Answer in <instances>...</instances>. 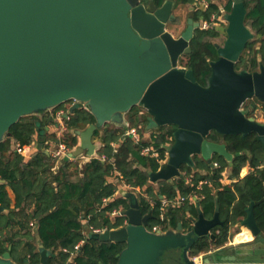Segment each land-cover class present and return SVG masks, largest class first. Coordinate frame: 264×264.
<instances>
[{
    "label": "water",
    "instance_id": "obj_1",
    "mask_svg": "<svg viewBox=\"0 0 264 264\" xmlns=\"http://www.w3.org/2000/svg\"><path fill=\"white\" fill-rule=\"evenodd\" d=\"M232 1L225 17L226 40L215 44L218 59L210 62L205 87L192 68L178 66L183 55L192 53L190 43L201 28L195 20L199 3L190 7L187 27L175 38L167 26L177 20L176 0L161 7L141 0H0V143L21 118L47 114L70 101L76 102L72 110L89 111L96 123L73 131L79 145L64 163L82 157L90 161L99 150L96 131L107 124L125 127L126 115L136 106L147 111L155 127L175 126L174 142L164 145L167 164L150 173L153 183L184 179L182 165L197 170L194 156L210 168H215V155L228 162L239 156L225 144L209 141L211 131L256 134L264 143V124L242 110L250 99L264 103V66L253 73L236 69L255 34L246 25L244 0ZM53 120L46 115L45 121ZM38 126L44 141L49 128ZM126 199L129 206L121 212L125 226L89 232L90 239L126 245L117 264H163L173 250L182 251L183 264H264V237L255 218V207L263 201L252 202L241 223L251 231L249 243L191 257L193 244L223 225L218 201L214 217L207 219L199 210L187 233L181 232V224L178 231L153 233L152 212L143 214L136 193L128 192ZM4 212L0 206V214ZM11 248L0 255V264H17ZM51 256L40 245V263L50 264Z\"/></svg>",
    "mask_w": 264,
    "mask_h": 264
},
{
    "label": "trees",
    "instance_id": "obj_2",
    "mask_svg": "<svg viewBox=\"0 0 264 264\" xmlns=\"http://www.w3.org/2000/svg\"><path fill=\"white\" fill-rule=\"evenodd\" d=\"M141 1L144 4L154 1L157 6H162L166 0ZM202 1H207L209 7L206 10L198 8L195 20L212 23L213 16L220 15V7L212 0H176L175 9L188 8ZM232 3L230 0L226 6L227 12L231 11ZM244 3L248 11L246 25L254 32L255 38L248 43L236 69L253 73L261 65L264 66V0H244ZM219 36V31L213 27H201L195 31L190 43L192 53L187 67L194 70L197 81L203 86L208 84L211 75L210 61L217 59L213 40ZM71 102L59 106L55 111L67 110L65 105ZM142 112L143 109L136 106L127 114L129 129H136L141 136L139 142L124 136L125 127L116 128L107 124L95 133V138L101 142L97 157L85 163L82 168L78 165L79 159L61 162L58 166L57 159L49 150L51 146L57 147L61 143L66 144L70 150L75 149L79 139L73 131L84 130L96 123L89 111L72 110L69 118L64 121L67 130L63 136L57 132L47 133L45 140H39V148L29 158L17 153L14 145H31L36 139L41 119L37 116L23 117L10 129L11 136H6L0 143V178L5 181L0 184V206L5 208V212L0 214V255L11 246L10 253L15 263L41 264L39 246L43 245L52 254L50 264H117V255L126 245L90 239L87 232L91 229H117L125 226V218L111 219L115 210L120 211L129 206L128 199L115 197L117 182L109 181L110 178L120 176L132 188H139L147 195V198L142 194L138 197L143 214H153L149 226L151 230L156 225H161L165 231L170 227L175 228L179 220L185 221L187 210L196 214L193 205L170 208L165 215L169 221H161L160 195L172 200L178 195L188 197L198 193L205 198L201 203L204 215L211 218L215 209L214 190H219L220 218L224 225L217 229L219 233L215 234V240L201 238L194 243L190 256L199 257L210 252L212 247L223 246L229 241L233 234L232 228L246 216L245 211L250 202L264 199V169H259L264 162V145L255 136L228 137L233 141L238 140L233 144V151H248L251 154L250 158L243 155L237 159L236 164L241 166H236L234 176H239L241 167L247 163L254 170L234 187H221L219 179L227 164L224 159H218L222 168L211 175L193 173L190 185L182 180L176 184L160 182L156 191L150 184V173L158 171L161 164L156 158L142 154V151L152 147L163 157L165 149L162 145L170 140L173 130L169 126L161 127L151 134L149 140H144L151 118ZM102 156L108 160L101 161L98 157ZM196 160L199 169L211 173L206 163L199 158ZM184 169L187 175H192L190 168ZM75 174H82L78 181H72ZM207 180L211 181V186L205 185L198 189V184ZM8 188L15 194L14 202ZM107 199L111 201L106 203ZM255 216L264 235V201L256 206ZM82 241L84 244L76 250Z\"/></svg>",
    "mask_w": 264,
    "mask_h": 264
},
{
    "label": "flooded vegetation",
    "instance_id": "obj_3",
    "mask_svg": "<svg viewBox=\"0 0 264 264\" xmlns=\"http://www.w3.org/2000/svg\"><path fill=\"white\" fill-rule=\"evenodd\" d=\"M230 1V0H229ZM149 4V3H148ZM148 4H145V5H148ZM219 6V5H218ZM158 7H161V6H158ZM200 8V7H199ZM218 19V18H217ZM218 21H219V19H218ZM215 22H212V24H214ZM201 27H202V24H201ZM211 27H213V28H215L214 26H211ZM209 29V28H208ZM188 57H189V55H187ZM182 58V57H181ZM217 59H218V54H217ZM216 59V60H217ZM180 61H181V59H180ZM210 62H212V61H210ZM210 64V63H209ZM186 68H189V67H187V65H186ZM211 68V67H210ZM259 69H260V67H259ZM258 69V70H259ZM257 70V71H258ZM239 71H241V70H239ZM247 71V70H246ZM249 72V71H248ZM255 72V71H254ZM211 73H212V70H211ZM211 76V75H210ZM210 78V77H209ZM205 87H207V86H209V80H208V84L207 85H204ZM139 107H141V106H139ZM142 109H143V115L144 114H148L147 113V111L143 108V107H141ZM242 110H244V111H246L247 112V117H254L256 120H257V122H259V123H262V124H264V121L263 122H261L259 119L260 118H263L264 119V103H262V102H260V101H258L257 99H250V100H248V101H246L244 104H243V106H242ZM149 115V114H148ZM150 117V116H149ZM165 127V126H164ZM168 127V126H167ZM169 127H171V129L173 130V135H172V137L170 138V140L168 141V142H166V143H168V144H172L173 142H174V133H175V131H176V127L175 126H169ZM159 128H161V127H154V128H152V129H147L146 130V132H148V133H150V136H151V134L153 133V132H156V131H158L159 130ZM149 136V137H150ZM238 136H240V137H242V138H247V137H251V136H255L256 137V139L258 140V141H260L263 145H264V143L261 141V140H259L258 139V136L256 135V134H251V135H249V136H246V137H244L243 135H223V134H220V133H218V132H216V131H211L210 132V134H209V136L207 137V139L209 140V141H211V142H214V143H220V144H225L226 145V147H227V149H228V151L230 152V153H232V154H234V155H239V156H236L235 157V159L232 161V162H228V161H226L224 158H222V157H219L218 155H215L214 156V158H213V161H214V163H215V168H210V166L208 165V163L206 162V161H204L202 158H201V156H194L193 157V160H194V163H195V166L197 167V170H194L192 167H189V166H187V165H182L181 166V168H180V171H181V173L183 174V176H184V179H181L180 177H176L175 179H173V181L171 182V183H169V182H167V181H159V182H167V183H169V184H176L178 181H180V180H182V181H185L186 183H188L189 185L192 183V178H193V173H196V172H199L201 175H207V174H212V173H214V172H216V171H218L219 169H221L222 168V166L220 165V162L218 161V159H224L225 160V162H226V164H227V167H226V170L222 173V175H221V178L219 179V182H220V184H221V187L223 188V187H234L235 185H238V184H240L242 181H243V178L244 177H246L248 174H250V173H252L254 170H253V168H251L250 167V165H249V163H247L246 165H244V166H242L241 168V170H240V175L239 176H234V173H233V171L236 169V166L238 165V167L239 166H241V165H239V164H236V161H237V159L238 158H240L241 156H243V155H247L248 156V158H250L251 157V154H250V152H248V151H233L232 149H233V144H234V142L236 141V142H238V140H235V141H233V139H229L228 137H238ZM164 144V145H167V144ZM164 145H162V148L164 149ZM157 153H158V157H154V158H156V160L161 164V167L162 166H165L166 164H167V161H168V156L166 155V153H167V151L165 150V153H164V155H163V157H161V154L157 151ZM148 156H150V155H148ZM200 159L201 161H203L204 163H206L207 164V166H208V168L211 170V173H209L208 171H206V170H203V169H199L198 168V166H197V160L196 159ZM160 167V168H161ZM184 167H187V168H190V170H192V175H187V172H186V170L184 169ZM244 169H247L248 170V174L247 175H245V176H242V174H243V171H244ZM259 169H261V170H263L264 169V162L261 164V166H259ZM227 172H230V174L228 173V176H229V180H230V182L229 183H225V180H224V175L227 173ZM160 185V184H159ZM205 185H208V186H211V181H209V180H207V181H201L199 184H198V189H202ZM175 186V185H174ZM176 187V186H175ZM159 188V187H158ZM139 189V188H138ZM140 190V192H134V193H136L137 194V196H139L140 194H142L143 196H145L146 198H147V195H144L143 193H142V190L141 189H139ZM215 191V209H214V214H213V216L211 217V218H208L207 216H205V218H207V219H212L213 217H214V215H215V210H216V203H217V201H218V203H219V205H220V202H219V198H218V193H219V190H214ZM129 192H132V191H129ZM139 198V197H138ZM159 199H160V202H161V209H162V214H161V221H163V222H166V221H169V219H167V217L165 216L167 213H168V211H169V209L170 208H182V207H185L186 205H193L194 206V208H195V210H196V214H194V213H192L191 211H189V210H187L186 211V214H185V221H183V220H179L178 221V223H177V226L175 227V228H172V227H170L169 229H167L166 231H168V230H175V231H178V228H179V226H180V224H181V226H182V230H181V232L182 233H187L188 232V230L191 228V226L193 225V223H192V218H198V216H199V210H202V212H203V209H202V205H201V203H202V201H203V199H205L204 198V196H202V195H199L198 193L197 194H192V195H190V196H188V197H183V196H181V195H178L175 199H168L167 198V196H164V195H160L159 196ZM164 201H166L165 203H164ZM261 201H264V199H262ZM252 202H260V201H254V200H252L251 202H250V204H249V206L247 207V209H246V216L238 223V224H236L233 228H232V233L234 234H232V236H231V238L229 239V241L226 243V244H224L223 246H220V247H212L211 248V250H210V252L213 250V249H215V250H217V249H230L231 247H234L233 245H232V243H231V240L233 239L232 237L233 236H235V232L237 231V229H238V226H239V224H241L242 223V221L247 217V210L249 209V207H250V205H251V203ZM256 208V207H255ZM121 212H122V210L120 211V214L119 215H117L116 217H122L121 216ZM220 213V212H219ZM204 214V213H203ZM123 218H125V217H123ZM255 218H256V216H255ZM221 219V218H220ZM222 221V220H221ZM223 222V221H222ZM126 223H127V219L125 218V225H126ZM186 223V224H185ZM258 224V223H257ZM223 225H224V222H223ZM223 225H221V226H223ZM149 226H150V221H149ZM221 226H217L216 228H214L213 230H211V232H210V236H208V237H203V238H207V239H209V241H213V240H215V238H216V233L218 234L219 233V231H217V229L219 228V227H221ZM259 226V225H258ZM260 228V227H259ZM149 230H150V228H149ZM261 230V229H260ZM164 229H163V227L160 225V232L159 233H164V232H166ZM262 232V231H261ZM263 234V233H262ZM212 235H214V237H212ZM263 237H264V235H263ZM201 239V238H200ZM243 244V243H242ZM245 244V243H244ZM241 245V244H240ZM240 247H242V246H240ZM210 252H208V253H210ZM208 253H206V254H208ZM199 261L200 260H197V263L199 264ZM172 263L171 264H183L182 263V261L181 260H176V259H174V258H172V261H171ZM166 264V262H164L163 261V264Z\"/></svg>",
    "mask_w": 264,
    "mask_h": 264
},
{
    "label": "crops",
    "instance_id": "obj_4",
    "mask_svg": "<svg viewBox=\"0 0 264 264\" xmlns=\"http://www.w3.org/2000/svg\"><path fill=\"white\" fill-rule=\"evenodd\" d=\"M212 2L213 3H215V4H217V2L215 1V0H212ZM230 1H228V3H229ZM228 3L225 5V6H219L220 7V15L218 16V18H219V21L217 22V23H214L212 26H214L215 27V29L217 30V31H219V33H220V35H222V34H224L225 35V28H226V26H227V24H226V20H225V17H226V14H227V11L225 10V8H226V6L228 5ZM218 5V4H217ZM199 7L200 8H202V3L201 2H199ZM203 22V21H202ZM66 108H67V110H64V109H62V110H59V111H65V112H70V111H72V104H68L67 106H66ZM58 111H55V109H53V110H51V111H49V112H47V114L48 115H51V116H53V123H48V121H45V117H46V115L47 114H43V115H41V116H37V117H39L40 119H41V123H43L42 124V127H43V129L44 128H49V130H47V131H45V133H44V137L46 136V134L47 133H54V132H57L58 133V135L59 136H63V134L65 133V130H63L62 129V126H61V123L57 120V118H56V113H57ZM126 120H127V115H126ZM261 122H263L264 121V119L263 118H260L259 119ZM64 121H65V118H64ZM63 121V122H64ZM64 124V126H65V123H63ZM115 126V125H114ZM66 127V126H65ZM116 127V126H115ZM117 128V127H116ZM132 129H134V128H132ZM150 129V128H149ZM148 129V130H149ZM127 130H129V123H128V121H127V124L125 125V131H127ZM149 136L150 135H148V132H145V135H144V140H149ZM40 138H41V135H39V133H37V135H36V139H35V141H33V144H34V146H33V149H32V152L29 154V156L27 157V158H29L30 157V155L32 154V153H34L35 151H36V149H38L39 148V140H40ZM95 140V142L97 143V145H99L100 146V140L98 139V138H95L94 139ZM53 147V148H52ZM54 150H55V145H53V146H51L50 147V150H49V153L51 152H54ZM48 152V151H47ZM61 162H63V160H60L59 162H58V166L61 164ZM88 161H86V160H83V159H79V167H83L84 166V164L85 163H87ZM57 166V167H58ZM160 169V168H159ZM228 173L230 174V172H227L223 177H224V180H225V183H229L230 182V180H229V176H228ZM248 174V170L247 169H244V171H243V174H242V176H245V175H247ZM81 175L82 174H80V175H73L72 176V181H78L79 179H80V177H81ZM119 178H117V177H114V178H110L109 179V181L110 182H113V183H115V182H117V186H118V190H117V193H116V195H115V197H117V198H120V197H123V198H126V194L129 192V189L126 187V186H124L123 185V183L121 182V180L119 179ZM150 184L152 185V187H154V189L157 191V189H158V187H159V184H160V182L158 181V182H155V183H153V182H151L150 181ZM8 193H9V196H10V198L12 199V201L14 202L15 201V194H14V192H13V190L11 189V188H8ZM200 195V194H199ZM111 200H106V203H109ZM121 211V210H120ZM120 211H118V210H115L114 212H120ZM113 212V213H114ZM113 213L111 214V219L112 220H114L115 218H116V215H113ZM97 230H100V229H97ZM89 232L90 231H88L87 232V234H88V236H89ZM234 235V234H233ZM240 235H242V240H240ZM233 239L231 240V243H232V245L233 246H237V245H240V244H244V243H249V241H251L252 240V234H251V231L247 228V227H245V226H241V224H239V226H238V229H237V231L235 232V236H233L232 237ZM40 247V246H39ZM172 258H174V259H176V260H181L182 261V263H183V260H182V251L181 250H173V251H169V252H167L166 254H165V256H164V262H166V264H171L172 262ZM72 260V259H71ZM165 264V263H164Z\"/></svg>",
    "mask_w": 264,
    "mask_h": 264
},
{
    "label": "built area",
    "instance_id": "obj_5",
    "mask_svg": "<svg viewBox=\"0 0 264 264\" xmlns=\"http://www.w3.org/2000/svg\"><path fill=\"white\" fill-rule=\"evenodd\" d=\"M201 3H202V9L206 10L209 7V3L207 1H202ZM217 18L218 17L213 16L212 22H214L215 20H218L219 19V18L218 19ZM201 24H202V28L203 29H208V28H210L213 25L212 23H208V22H205V21L201 22ZM74 104H76V102L75 101H72V106ZM66 114H67V112H65V111H58L56 113V115H55L56 118H57V120L61 123L62 129L65 130V132H66L67 128L64 126L63 123H65V122H63V121H64V115H66ZM124 136L125 137H131V138L135 139L136 142H139L141 140V136L137 132L136 129H129V130H127L125 132V135ZM166 144L168 145V143H166ZM33 146H34L33 143L31 145H29V146H22L19 143H17V144L14 145V150L17 153H19L20 155H23L25 157H28L29 154L32 152ZM71 151L72 150H70V149L67 148L66 144L61 143L60 145H58L57 147H55V150H54V152H52V154L57 159V161L59 162L60 160H63V158L66 157ZM142 154L147 155V156L150 155L152 157H158L157 151L155 149H153L152 147H146V148H144L143 151H142ZM166 155L168 156V153H166ZM94 157H97V156L95 155ZM98 158L101 161H103V162H105V161L108 160L106 156H102V157H98ZM81 159L86 160V157H82ZM119 179L121 180V182L123 183V185L126 186L129 189V191H132V192H135V191L136 192H140V190L138 188H132L130 185H128L125 182V180L123 179L122 176H120ZM105 202H106V200H105ZM165 202L166 201H164V203ZM119 214H120V212H114L113 213V215H116V216L119 215ZM90 231L100 232L102 230L91 229ZM150 231L153 232V233H159L160 232V226L159 225H156V226H154L152 228V230L150 229ZM83 244H84V241H82L79 245L76 246V250H79L80 247Z\"/></svg>",
    "mask_w": 264,
    "mask_h": 264
},
{
    "label": "rangeland",
    "instance_id": "obj_6",
    "mask_svg": "<svg viewBox=\"0 0 264 264\" xmlns=\"http://www.w3.org/2000/svg\"><path fill=\"white\" fill-rule=\"evenodd\" d=\"M217 2V4L220 6H225L229 0H215ZM190 7L188 8H178L174 10V13L177 17V20L174 23H170L167 26V30L175 37L178 38L180 37V35L182 34V32L185 30V28L187 27V19H188V15H189V11H190ZM215 23L218 22V20L214 21ZM226 40V35L222 34L220 35L218 38H216L215 40H213V42L215 44H219V45H223L224 42ZM189 61V57L187 55H183L181 58V61H179L178 66L179 67H186L187 63ZM71 102V101H70ZM68 104H72L68 103ZM67 104V105H68ZM65 105V107L67 106ZM155 127V124L153 122H149V128L152 129ZM148 135H150V133H148ZM53 148V147H52Z\"/></svg>",
    "mask_w": 264,
    "mask_h": 264
},
{
    "label": "bare ground",
    "instance_id": "obj_7",
    "mask_svg": "<svg viewBox=\"0 0 264 264\" xmlns=\"http://www.w3.org/2000/svg\"><path fill=\"white\" fill-rule=\"evenodd\" d=\"M201 263V261H199V264Z\"/></svg>",
    "mask_w": 264,
    "mask_h": 264
}]
</instances>
